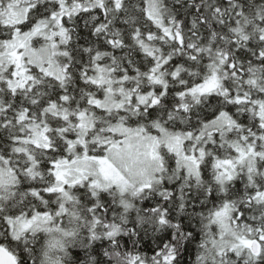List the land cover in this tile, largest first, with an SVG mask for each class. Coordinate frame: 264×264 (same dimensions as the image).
Returning a JSON list of instances; mask_svg holds the SVG:
<instances>
[{
  "label": "snow or ice",
  "instance_id": "obj_1",
  "mask_svg": "<svg viewBox=\"0 0 264 264\" xmlns=\"http://www.w3.org/2000/svg\"><path fill=\"white\" fill-rule=\"evenodd\" d=\"M0 264H264V0H0Z\"/></svg>",
  "mask_w": 264,
  "mask_h": 264
}]
</instances>
